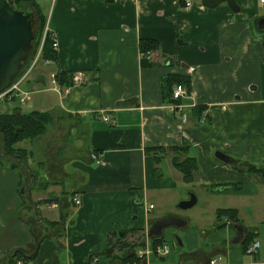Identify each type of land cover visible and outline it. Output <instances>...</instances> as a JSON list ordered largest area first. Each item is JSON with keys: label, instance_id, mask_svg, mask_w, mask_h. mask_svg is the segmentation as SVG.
<instances>
[{"label": "crops", "instance_id": "1", "mask_svg": "<svg viewBox=\"0 0 264 264\" xmlns=\"http://www.w3.org/2000/svg\"><path fill=\"white\" fill-rule=\"evenodd\" d=\"M192 1L185 9L182 0H37L57 37V59H42L21 85L30 100L1 102L0 113L51 115L44 133L17 144L27 151L35 175L28 190L43 201V220L21 192L26 172L0 157L2 252H30L36 235L35 264H91L92 256L97 264H211L220 256L216 264H264V3L236 0L235 12ZM145 39L158 42L149 54ZM60 72L66 85L52 83ZM77 72L84 81H74ZM174 74L191 80L179 101L163 96ZM180 154L197 160L190 182L172 162ZM191 192L207 203L206 220L176 212ZM220 209H236V219L218 217ZM170 216L186 223L150 234ZM174 228L181 240L169 254L123 261L131 246L146 250L154 237L168 243ZM254 241L258 252L247 254Z\"/></svg>", "mask_w": 264, "mask_h": 264}, {"label": "trees", "instance_id": "2", "mask_svg": "<svg viewBox=\"0 0 264 264\" xmlns=\"http://www.w3.org/2000/svg\"><path fill=\"white\" fill-rule=\"evenodd\" d=\"M107 2L113 0H105ZM11 5L18 9V10H27L31 9L35 13V23H34V35L35 39L33 41V49L28 61L24 64L23 69L29 66L32 59L36 56L40 45L43 41L44 30L48 22V16L44 13L43 8L37 2V0H10ZM182 4L185 5V1L182 0ZM158 47V42L155 40L145 39L141 41V50L142 52H148L154 50ZM42 59L44 60H51L54 61L57 59V52L53 48V40L51 37V33L46 34L43 47H42ZM65 73H58L56 74V80L59 81L61 85H66L67 79ZM182 83L186 85V87L190 90L191 88V80L189 77L182 76V75H169L164 82L163 85V96L171 98L172 97V88L175 84ZM166 94V95H165ZM179 101V100H175ZM50 114L48 112H42L40 110H33L28 113H23L21 110L17 109L12 114H1L0 113V146L5 142L2 150L0 151V157L9 158L6 155H2V153H6L10 156L21 155L23 161L28 163L27 151L19 148L17 144L26 139H34L37 136L41 135L46 131ZM179 150L183 151L184 147L181 148H174V151ZM161 150L154 149L152 153H154L158 163L161 158L160 153ZM9 160H11L9 158ZM173 164L175 167L183 173L184 180L186 182H190L193 180L194 174L198 169V163L196 158L192 156H186L185 158L181 159L180 155H175L172 159ZM15 166L21 168L22 170L25 169L18 164L17 161L13 162ZM158 172L160 171L159 167H157ZM33 173V172H32ZM34 174V173H33ZM26 176H28L26 174ZM29 178V177H28ZM53 199L45 200L44 202H52ZM29 202V201H28ZM43 201L36 202L37 205H40ZM218 217H230L236 219L235 215L237 214L236 209H220L218 210ZM55 225V223H52ZM162 243V238L154 237L153 245L156 246ZM132 247V246H131ZM123 255L124 262H132L137 259V250L135 248L130 249ZM113 248L108 249V253H112ZM16 256H23L21 253L17 252ZM135 259V260H134ZM12 261V258L9 259V263Z\"/></svg>", "mask_w": 264, "mask_h": 264}, {"label": "water", "instance_id": "3", "mask_svg": "<svg viewBox=\"0 0 264 264\" xmlns=\"http://www.w3.org/2000/svg\"><path fill=\"white\" fill-rule=\"evenodd\" d=\"M226 3L233 11H239L240 7L236 0H202V4L208 8H216L220 4ZM34 23L35 13L31 9L18 10L14 8L9 0H0V92L4 91L21 72L23 65L29 59L32 49L34 35ZM259 28H264V18L259 21ZM5 142L0 146L2 150ZM2 155L8 156L12 161H17L24 169L29 177L27 183L21 189L29 201L34 207L36 216L43 220L42 214L39 212L38 205L33 201L29 187L32 185L35 179V175L31 171V167L23 161L21 155L10 156L6 153ZM217 157L226 163H232L233 159L224 154L223 152H217ZM197 196L194 193H190V196L186 200L179 202V207L182 209H189L197 203ZM186 221L181 220L178 217L170 216L165 219L157 221L151 228V235H160L163 229L170 226L180 227L184 225ZM237 235L234 242H240L243 239L244 229L242 225H237ZM125 233H120V236H124ZM36 247L27 252L23 247H14L5 255L0 258V264H7L8 259L14 256L17 252L21 253L25 258L31 259L40 247V239L34 235Z\"/></svg>", "mask_w": 264, "mask_h": 264}, {"label": "built area", "instance_id": "4", "mask_svg": "<svg viewBox=\"0 0 264 264\" xmlns=\"http://www.w3.org/2000/svg\"><path fill=\"white\" fill-rule=\"evenodd\" d=\"M262 3H264V0H260ZM193 1L192 0H185V5L184 8L185 9H190L192 7ZM51 33L50 32V28L47 22V25L45 27L44 30V36H43V41L44 38L46 36V34ZM52 40H53V48L55 50H57L58 48V40L57 37L52 35ZM43 41L40 45V48L36 54V56L34 57V59L30 62L29 66L23 70L13 81L12 83L2 92H0V103L4 102V101H12L14 100L17 96H20V101L21 103L25 104L27 102V100L31 99V92H27V91H22L21 89V85L27 80L28 76L30 75V73L32 72V70L34 69V67L37 65L38 60H40L42 57V47H43ZM150 52L148 51L147 54H149ZM46 63L48 61H45ZM75 82H82L84 81V77L82 75L81 72H77L75 73L74 77H73ZM52 83L53 84H57V80H56V74H52ZM57 89V88H56ZM189 93L188 88L186 87V85L182 84V83H178L175 84L173 89H172V97L173 99L177 100V99H181L185 96H187ZM179 106V105H176ZM103 119L105 121H110L111 123H114L115 121L112 120V118L108 115L105 114L103 116ZM94 158H96V156H94ZM100 161V159H98V162ZM74 203L75 205H81L82 204V199L79 196H75L74 197ZM58 204L56 202H50L48 204V207L51 210H55L58 208ZM154 206L151 205L150 208H153ZM1 219V216H0ZM227 219V222L229 223V219ZM260 247V242L259 241H254L251 244H249L246 248V252L247 254H255L258 252ZM7 252H2L0 250V258L5 255ZM170 253V245L168 243H160L156 246H150L149 248L147 247L146 250H139L137 251V257L139 259H143L146 257V259H148V257H150L153 254H158V255H167ZM12 258V261L9 263V259ZM8 259V263L7 264H35L32 260L25 258L24 256H12ZM221 256L219 258H213L210 263L211 264H216L217 262H219ZM98 256H94L91 259V264H97L98 263ZM137 260V259H136ZM135 260V261H136ZM140 263H142L140 261ZM139 263V264H140Z\"/></svg>", "mask_w": 264, "mask_h": 264}, {"label": "rangeland", "instance_id": "5", "mask_svg": "<svg viewBox=\"0 0 264 264\" xmlns=\"http://www.w3.org/2000/svg\"><path fill=\"white\" fill-rule=\"evenodd\" d=\"M48 10H49V8H48ZM48 25H49V22H48ZM41 64H42V59L38 60V66ZM25 69H23V70H25ZM33 72H35V71L32 70L31 73H33ZM20 102L21 101H19V100L14 101L13 105H19V104L23 105V103H20ZM10 106H12V105H10ZM23 108H26V107L24 106ZM191 193L196 194L195 192H191ZM196 196H197V194H196ZM197 198H198V196H197ZM206 204L207 203H205L204 199L200 198V200L193 207H191L189 209H182L180 207H176V212H178L180 214H185L187 216L200 215V216H202V219L206 220L210 214L209 209H207V207H206ZM40 209L43 212V210L46 208H45V206L44 207L40 206ZM178 230H179L178 228H174L172 233H171V236L169 238L167 237L168 243L172 247H173V244H175V246L177 247L178 246L177 241L181 240V235H179L180 231H178Z\"/></svg>", "mask_w": 264, "mask_h": 264}]
</instances>
